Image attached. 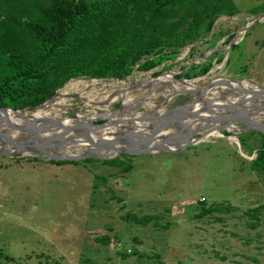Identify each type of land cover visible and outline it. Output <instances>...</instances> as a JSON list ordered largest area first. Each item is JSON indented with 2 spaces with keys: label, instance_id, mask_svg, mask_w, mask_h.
Returning <instances> with one entry per match:
<instances>
[{
  "label": "rangeland",
  "instance_id": "obj_1",
  "mask_svg": "<svg viewBox=\"0 0 264 264\" xmlns=\"http://www.w3.org/2000/svg\"><path fill=\"white\" fill-rule=\"evenodd\" d=\"M231 2L234 13L216 15L191 43L142 56L120 79L68 78L54 90L62 95L46 107L48 116L105 114L120 102L117 90L167 72L176 89L183 87L178 80L199 88L215 78L264 89V19L249 25L264 13V0ZM160 55L154 67H137ZM154 92L129 116L148 119L192 99L165 97L163 86ZM207 92L228 97L232 91ZM124 94L135 103L140 91ZM254 120L263 124L264 112ZM232 128L209 137L208 130L199 142L191 136L187 141L197 143L173 152L119 154L109 159H119L112 165L94 159L54 164L33 153L0 157L8 170L0 173V264H264V170L249 167L262 134ZM61 153L79 155L82 149ZM116 242L130 251L120 253Z\"/></svg>",
  "mask_w": 264,
  "mask_h": 264
},
{
  "label": "trees",
  "instance_id": "obj_2",
  "mask_svg": "<svg viewBox=\"0 0 264 264\" xmlns=\"http://www.w3.org/2000/svg\"><path fill=\"white\" fill-rule=\"evenodd\" d=\"M234 11L231 0H0V107L30 109L68 78L120 79L142 56L181 48ZM261 138L251 170H264Z\"/></svg>",
  "mask_w": 264,
  "mask_h": 264
},
{
  "label": "water",
  "instance_id": "obj_3",
  "mask_svg": "<svg viewBox=\"0 0 264 264\" xmlns=\"http://www.w3.org/2000/svg\"><path fill=\"white\" fill-rule=\"evenodd\" d=\"M262 19H264V13L257 16L249 25H254ZM249 25L245 26L242 31ZM232 43H234L233 38L228 46ZM191 64H189V66ZM176 82L179 84L187 83L183 80H178ZM230 82L237 83L239 81L215 78L199 88L190 86L189 89L186 87L183 90H173L170 92L171 96H190L192 99L183 107L161 112L148 119H145V117L129 116L127 112L130 109L142 106L141 103L145 98L142 95L135 103L122 101L120 98V102L114 109L105 114L82 119V121L77 123H65L63 121V119L66 118L76 119L78 117L76 113H72L68 117L62 119L55 118L54 116L23 118L24 116L20 115L19 112L25 108L12 110L0 107V157L17 159L22 156L28 157L30 156L29 153H33L34 156L41 155L54 161L80 162L90 159L109 160L119 154L140 155L153 153L159 150L173 152L190 146L187 145L175 148L163 147L161 145V143L165 145L176 142V137H174V135H161L162 130L167 127L171 129L173 123L200 122L204 124L200 132L196 131L193 135L194 140L199 139L198 142L201 140L200 137L203 131H217L219 129L228 130L230 127H233L232 129H234L236 134L251 131L264 135V123L261 124L254 120L255 115L264 112V89L246 87L235 89L229 85ZM163 85L165 86L164 83ZM214 87L225 88L232 91L226 94H230V97H233V99L231 101L223 100L207 103L206 98L202 95L207 92L208 89ZM133 89H137L136 83H131L130 86L123 88V91L128 92ZM235 93L239 96L234 97ZM54 95H56L55 91L43 102ZM223 95H219L220 98ZM72 96L76 98V96ZM43 102L32 107V109L39 107ZM195 106H197L195 110L190 109V107ZM122 112H127V115L124 117L121 116L120 113ZM8 113L16 116L19 115L20 122H13L7 115ZM98 121L100 123H98ZM33 123L47 125L53 130L41 131L35 129L32 127ZM125 124L129 126H126L124 129L107 131L110 127L122 126ZM127 132H129V136L125 145H120L115 141L118 138H124ZM13 133L17 136H12ZM152 138L156 139L157 144L154 149H149L148 144ZM70 147L82 149V153L79 155L61 153L62 150Z\"/></svg>",
  "mask_w": 264,
  "mask_h": 264
},
{
  "label": "bare ground",
  "instance_id": "obj_4",
  "mask_svg": "<svg viewBox=\"0 0 264 264\" xmlns=\"http://www.w3.org/2000/svg\"><path fill=\"white\" fill-rule=\"evenodd\" d=\"M169 75H171V73L167 72V73H162L156 77H148L146 79H142L140 81H138L136 83V87L137 89L140 91V96L137 97V98H140L141 95L143 97H152V96H155L157 95V93L154 92V88L157 87V86H163L167 92H162L161 94H163V96L165 97H169L171 96L170 95V92L173 91V90H183L185 89L186 87L189 89V87L191 86V84H189L190 82L188 81L187 83H181L180 85L183 86L182 89H176L174 87H172L170 85V82H171V78L169 77ZM75 81V80H74ZM91 83V82H90ZM99 83V82H98ZM163 83L165 84V86L163 85ZM95 84V83H94ZM100 84V83H99ZM176 84V82H175ZM88 85V84H87ZM91 85V84H90ZM102 85V84H101ZM229 85L231 87H234L235 89H241V88H245L247 87L249 84L248 82L246 83L245 81H239L237 83L235 82H230ZM94 86V85H93ZM194 86V85H193ZM84 88V87H83ZM250 88V87H248ZM253 88V86H252ZM85 89V88H84ZM92 90V88H91ZM79 91V90H78ZM65 93V92H64ZM117 95L122 99V101H128L127 99L124 98V91H123V88L120 89V90H117L116 91ZM62 94H56L54 96H52L50 99L46 100L42 105H40L39 107H36L30 111H26V110H22L19 112L20 115L24 116L23 118H26V117H30V118H42V117H46L48 116L47 114V110H46V107L50 106L52 103H57V101L60 100V97H61ZM129 95V94H128ZM126 96V95H125ZM202 96H204L207 100V103H212V101H223V100H229L231 101L233 99V97H219V98H216L218 96H213L210 92H205ZM65 99V98H64ZM134 100V99H133ZM137 100V99H136ZM139 100V99H138ZM94 102V101H93ZM83 103L84 104H88L89 101H85L83 100ZM197 106L195 107H190L191 110H195ZM66 108V107H64ZM56 109V108H55ZM59 109V108H58ZM59 112V111H58ZM61 112V111H60ZM121 116H125L127 115V112H123V113H120ZM263 114V113H262ZM10 119L15 122V123H19L20 122V117L19 115L16 116L14 114H10L8 113L7 114ZM57 116V115H56ZM78 117L75 119V118H66V119H63V121L65 123H77V122H80L82 121V119L80 118V115H77ZM91 116V115H90ZM93 116H96V115H93ZM115 117V115H114ZM262 119V118H261ZM257 121V120H256ZM174 126H177V127H174V129H172L170 132L168 133H165L163 136H166V135H171L174 137H176V142L175 143H170V144H166V145H163L165 147H175V148H180V147H184V146H187V145H192L194 144V142L196 141H192V140H188L187 139L189 137H193V135L196 133V131L200 132V130L202 129V123L200 122H196V123H190V122H185V123H173L172 124ZM32 127L35 128V129H38V130H41V131H52L53 129L47 125H44V124H41V123H33L32 124ZM115 130V129H114ZM175 132V133H174ZM163 133V132H162ZM161 133V134H162ZM203 133H206V131H203ZM9 134V133H8ZM11 134V133H10ZM12 136H17L16 134H12ZM129 136V132L125 133V136L124 138H118L117 140H115L116 142H118L120 145H125L127 143V138ZM209 136H220L219 133H217L216 130H210V132L208 133V137ZM185 142V143H184ZM198 142V141H197ZM157 144V141L156 139H151L149 141V149H154L155 146ZM182 144V145H180ZM129 145V144H128ZM127 146V145H126ZM67 151V150H66ZM165 152V151H164ZM168 152V151H167ZM32 156V155H31ZM44 157V156H43ZM29 159V158H28Z\"/></svg>",
  "mask_w": 264,
  "mask_h": 264
},
{
  "label": "built area",
  "instance_id": "obj_5",
  "mask_svg": "<svg viewBox=\"0 0 264 264\" xmlns=\"http://www.w3.org/2000/svg\"><path fill=\"white\" fill-rule=\"evenodd\" d=\"M115 247L117 249H121L120 253H128L130 251V249L128 247L122 245V243H120V242H116Z\"/></svg>",
  "mask_w": 264,
  "mask_h": 264
},
{
  "label": "crops",
  "instance_id": "obj_6",
  "mask_svg": "<svg viewBox=\"0 0 264 264\" xmlns=\"http://www.w3.org/2000/svg\"><path fill=\"white\" fill-rule=\"evenodd\" d=\"M6 169H9V168H6ZM6 171H8V170H4V171H3V170H0V173H2V172H6Z\"/></svg>",
  "mask_w": 264,
  "mask_h": 264
}]
</instances>
